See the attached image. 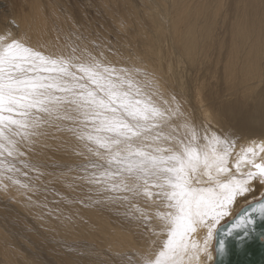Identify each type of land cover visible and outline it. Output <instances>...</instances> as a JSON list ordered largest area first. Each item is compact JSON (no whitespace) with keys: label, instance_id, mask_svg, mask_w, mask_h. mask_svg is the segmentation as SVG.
<instances>
[{"label":"snow or ice","instance_id":"obj_1","mask_svg":"<svg viewBox=\"0 0 264 264\" xmlns=\"http://www.w3.org/2000/svg\"><path fill=\"white\" fill-rule=\"evenodd\" d=\"M133 80V70L104 65L67 41L59 52H47L45 46H29L24 36L0 37V156L19 161L21 167L7 171L28 178L20 185L25 195L40 191L34 183L40 181L45 190L59 183L72 192L87 191L86 199L94 204L136 207L133 202L143 197L166 209L156 212L160 233L152 230L147 212L131 216L143 219L153 236L166 235L133 264H214L213 250L222 255L226 245L221 238L213 249L212 242L238 198L251 197L254 203L229 223L223 236L236 233L243 242L255 231L257 219L264 220V157L257 162L254 147L234 156V138L210 123L202 136L195 127L191 137L181 135L179 125L170 124L173 113L161 107L169 103L163 93L157 88L145 95ZM37 147L53 154L51 164L31 160ZM259 151L264 152V138ZM56 154L83 161L59 162ZM44 176L52 179L45 182ZM54 191L59 195L61 189ZM70 202L89 206L79 196ZM198 229L206 230L199 240L194 238Z\"/></svg>","mask_w":264,"mask_h":264},{"label":"bare ground","instance_id":"obj_2","mask_svg":"<svg viewBox=\"0 0 264 264\" xmlns=\"http://www.w3.org/2000/svg\"><path fill=\"white\" fill-rule=\"evenodd\" d=\"M58 4V0H48L45 8L37 1L29 14L8 22L0 16V37L8 33L24 36L29 46H45L47 52H59L67 41L86 49L104 65L131 69L134 86L138 82L145 95L157 88L163 93L169 101L167 105L161 106L156 95L151 99L173 113L170 124L179 125L181 135L186 133L191 137L195 127L202 136L203 127H209L210 123L217 131L234 138V156L242 154L241 149L254 147L257 162H261L260 157H264V152L259 151L264 138V0H99L103 12L117 25L119 35L126 34L121 49L114 54L108 52L105 42H100L95 53L87 42L82 18L75 17L66 5L61 4L63 11L59 10ZM218 74L222 84L220 89L214 86L215 89L209 81ZM169 130L164 128L165 133ZM197 143L204 147L203 142ZM7 169L0 165V196L10 197L31 214L48 211L46 224L55 236H64L68 241L64 250L49 248L54 262L133 264L146 250L166 239V235L153 236L143 227V219L131 218L147 212L152 217V230L160 233L162 221L156 212L166 209H157L146 198L134 201L136 207L94 204L86 199L90 195L87 191L72 192L67 188L65 201L59 197L40 200V196L39 201L29 202L27 196L33 198L34 194L25 195L21 183L13 184ZM243 170H246L244 166ZM5 185H8L6 191ZM74 196L84 198L89 206L71 203ZM252 202L251 197L247 201L238 198L231 215L221 224ZM205 232L198 229L194 238L201 239ZM212 244L214 249V240ZM9 245L7 235L0 230L1 262L40 264L15 254ZM81 245H87V249ZM213 255L215 258V250Z\"/></svg>","mask_w":264,"mask_h":264},{"label":"rangeland","instance_id":"obj_3","mask_svg":"<svg viewBox=\"0 0 264 264\" xmlns=\"http://www.w3.org/2000/svg\"><path fill=\"white\" fill-rule=\"evenodd\" d=\"M37 1H40L45 8L48 6V0H0V16L5 17V22L12 21L13 17L19 18L22 15L29 14ZM59 4L56 5L59 10L63 11L62 5H66L72 9L75 14L74 16L79 18L82 21L84 27V33L88 39V43L97 53L98 45L100 42H105L108 47V52L114 54V52L120 48V43L123 40L122 37H126V34L119 35L117 25L103 12V9L99 5V0H58ZM81 9V10H80ZM80 12H79V11ZM44 11L48 12L47 9ZM78 12V14H76ZM83 12V13H81ZM81 13V16H80ZM84 18H83V17ZM109 18V19H108ZM84 19V20H83ZM84 22V23H83ZM1 23V22H0ZM54 28L57 31L56 26ZM85 37V38H86ZM229 35L227 34V45L229 44ZM225 45V46H227ZM230 47V45H228ZM225 47V48H228ZM229 49V48H228ZM129 53H132V48L129 47ZM217 76V75H216ZM212 78L209 81L210 85L218 87L220 89L221 84L220 74L218 77ZM216 87H214L216 89ZM46 153V155L41 154ZM53 156L51 152H48L46 149L36 148L35 152L31 154V160L33 162L40 161L51 164L52 161L48 157ZM74 156L56 154L54 159L59 162H82L83 158L77 159L73 158ZM0 165L9 168L21 167L18 160L13 157L0 156ZM41 171H53L52 168H42ZM59 171V169H56ZM13 180L20 181L21 184L28 183V178L23 175L22 172H10ZM30 176H35V172L30 173ZM52 177L44 176L41 177V180L48 181ZM37 186L40 187V191L35 192L33 195V201H39V197L44 198H57L63 199L64 201L68 198L67 191L63 185L59 183L48 184V190L43 188V185L40 184V181L34 182ZM55 189H61L60 194H55ZM65 191V192H62ZM63 193V194H61ZM74 194V193H71ZM35 197V198H34ZM48 198V199H49ZM34 202V203H35ZM48 211L42 210V213L37 211L36 215L31 214L28 211L20 208L17 204L11 200L10 197L0 196V230L7 235V241L10 244L9 248L12 252L22 254V257H25L31 261H38L40 264H59L54 262L53 256L48 252L49 248H56L57 250L66 247L68 241L64 236H55L52 232V228L46 224L45 216ZM227 221V220H226ZM72 242V241H69ZM75 244H80L79 242H74ZM84 249H87V245H81ZM48 248V249H47ZM24 255V256H23ZM16 257V255H15ZM11 264L1 262L0 264ZM20 264L19 261L15 262Z\"/></svg>","mask_w":264,"mask_h":264},{"label":"water","instance_id":"obj_4","mask_svg":"<svg viewBox=\"0 0 264 264\" xmlns=\"http://www.w3.org/2000/svg\"><path fill=\"white\" fill-rule=\"evenodd\" d=\"M248 205L243 206L232 219L221 224L223 227L221 233L214 239V249L217 241L223 238L226 250L222 255L215 251L214 264H264V220L257 219L255 231L243 242L238 239L236 233H233L231 237L222 235L229 223L238 215H242L247 210Z\"/></svg>","mask_w":264,"mask_h":264}]
</instances>
